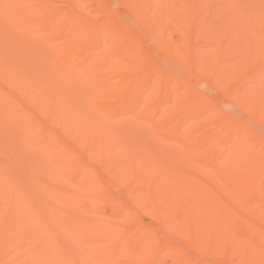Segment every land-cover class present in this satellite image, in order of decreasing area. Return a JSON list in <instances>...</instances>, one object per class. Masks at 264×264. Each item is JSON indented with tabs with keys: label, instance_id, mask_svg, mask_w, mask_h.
I'll use <instances>...</instances> for the list:
<instances>
[{
	"label": "bare ground",
	"instance_id": "bare-ground-1",
	"mask_svg": "<svg viewBox=\"0 0 264 264\" xmlns=\"http://www.w3.org/2000/svg\"><path fill=\"white\" fill-rule=\"evenodd\" d=\"M39 1L0 0V264H196L201 251L238 264H264V129L252 127L264 116L262 81L231 93V101L254 116V124L245 123L207 107L205 94L181 79L185 53L179 64L149 66L139 43L118 25L111 26L117 33L92 31L70 8ZM211 2L223 12L222 31L246 37H238L249 47L242 54L261 57L264 0H237L235 8L228 0H190L186 7ZM199 53L194 57L200 63ZM213 55L202 59L212 63ZM224 75L214 73L216 87L236 78L234 72ZM186 90L195 94L193 102L183 99ZM125 115L150 124L159 142H179L183 152L163 157L149 146L131 149L127 133L109 123ZM196 126L209 135L199 137ZM213 153L216 161L208 166ZM181 154L203 170L207 182L172 166ZM92 162L116 185L128 183L123 197H144L136 185L153 192L143 212L192 249L159 236L118 203L114 197L121 196L107 190ZM215 177L223 181L217 190L211 186ZM170 193L182 199L159 207ZM81 197H93L95 204L117 200L100 219L87 212ZM39 203L49 204L52 218L42 219ZM54 225L78 250L70 246L62 253L49 230Z\"/></svg>",
	"mask_w": 264,
	"mask_h": 264
},
{
	"label": "rangeland",
	"instance_id": "rangeland-1",
	"mask_svg": "<svg viewBox=\"0 0 264 264\" xmlns=\"http://www.w3.org/2000/svg\"><path fill=\"white\" fill-rule=\"evenodd\" d=\"M35 1L38 2L39 0ZM51 1L53 2V0ZM228 1H230L231 7L235 8L238 6L237 0ZM183 2V5H179V0H54V3L70 8L72 12L75 13L76 20H78L79 23L85 22L93 27L92 31L99 28L101 31L108 30L110 34L113 32L117 33L118 31L111 26L118 25L119 29H122L120 32H123L124 35H128L139 43L144 54L145 63L149 66H156L161 62H166L168 65L177 64L179 62L177 61V58H181L185 53L187 56H184L183 58L186 65L183 66L185 68L183 69L184 72L180 74L182 77L181 79L186 82L187 85H191L205 94L203 99L205 105L213 104L219 111L226 112L228 115L236 116L235 118H241L245 123H249L250 121V124H254L253 114L233 103L231 101V93L232 91L239 90L240 93H242L244 92L243 89H254L253 86L261 81L264 86V75L262 73V71H264V54L261 57L257 56L256 59L254 57L249 58V53L251 52H248V55L242 54L243 52L246 53V49L249 47L246 45V42H240L239 38L246 37L240 34L238 35V38L235 36L236 34L231 35L229 31H222L221 27H224V24L221 25V22L223 21V12L219 11L218 6L214 5L213 2H211V4L209 3V5H200L201 7L199 6L195 9H192V6L187 8L191 5L190 0H186L185 3ZM181 6L187 11V15L185 14L186 19L182 18L184 19L183 21L180 18V14L185 12L182 11L183 8ZM179 8L180 14H178V20L176 14L179 13ZM219 8L223 9L220 6ZM190 10L192 11V15ZM181 21L184 23L181 24ZM234 22L239 23L236 19H234ZM206 26L208 27L209 32L204 30ZM94 36L96 35H91V37ZM113 36L117 37L119 35ZM160 36H163V38H160ZM253 41L254 40H252V42ZM195 51H200V63L199 60H195ZM207 53H211L212 55L214 53L212 63H209L208 61L205 62L202 59V56ZM233 72L234 75H236L233 82L229 83V80L227 79L225 82L227 84L223 83L219 87H216L217 85L214 84L216 80L214 73L226 74L221 76V78L224 79L225 76H229V74H233ZM183 99L187 102H193L196 97L192 91H187L183 95ZM179 102L181 103V101ZM206 108H202V112H206ZM259 121L261 122V125H252L254 129L258 126H261L264 129V116L261 117ZM109 123L112 126H115V128L124 130L127 133L125 135H127L129 139L131 149L135 148V150H140L142 147L149 146V150L160 153L163 157H167V155H179L183 152L182 146L179 142H159L157 135L149 128L150 124L133 120L131 115H125L120 119L114 118ZM207 123L208 121H205L204 124ZM161 124L164 128L168 127L169 121L166 116L161 119ZM198 127L199 126H196L197 130ZM196 132L197 135L202 138L209 135L202 129H199ZM180 156V159H175L174 164L172 160H168L169 162H172V166H174L180 174L194 177L201 182L208 181L201 168H195L197 167L196 164L187 159L184 154H181ZM215 161L216 155L213 153V155L208 158V163L206 164L208 166H213ZM94 166L98 167V174L100 173L99 175L103 177L102 179L105 184L109 183V185L107 184V190L113 191L114 194L109 191L113 195H116L117 193V196H121L114 197L118 198V203H121L119 201H122L123 203L121 204L126 206L133 215L136 214L138 218L140 217L139 219H141L142 223L154 227L152 229L155 230L158 235L161 233L163 234V238L168 237L167 239L171 240L173 243L178 242L177 244L181 245L187 251L192 249L193 245L191 246V243L181 239L176 234L173 235L172 233L171 235V233L168 232V235L167 232H165L166 230L164 229V231L161 228L157 218H153L151 215H147V213L143 212V209L150 208V199L156 196L153 192H143V185H136L138 187V192L142 193V196L144 197H141L139 201H137L135 197H123V187L124 185L128 186V183H124V185L119 184L120 186L118 184L116 185V182L112 180L113 178H109L108 174H103V171L101 169L99 170L97 164L95 165L94 163ZM222 185V180L216 177L212 180V188L217 190ZM169 190L173 191L171 188ZM112 198L113 197H111V200L102 199L95 204V199L93 197H81L80 202L86 205V209L92 211H87L89 214L93 213L97 218L107 219L105 214L109 213L108 210L112 202L117 200H112ZM178 199H182L180 193L179 195H177V193H170L161 197L158 200V204L159 207L161 206L162 208L165 205H169V208L173 205L174 201ZM229 200L233 202L231 199ZM37 206V210L42 214L43 220L53 217V214L50 211L52 209L48 203H39ZM49 230H52L51 233H54L56 244L60 249H64L65 252H62L63 254L71 251L70 246L73 248L75 247L78 250L75 243L67 239V235L61 227L56 228L54 225ZM196 254L197 253L195 252V255ZM84 258L88 261H93L88 254H86ZM195 258L200 259L197 260L198 262L196 261V264H229L230 262L231 264H238L227 258H225V260L227 259V262L224 263L225 260L222 255H212L202 251L198 252L197 257L195 256ZM204 259H206V261ZM202 261L203 263H201Z\"/></svg>",
	"mask_w": 264,
	"mask_h": 264
}]
</instances>
